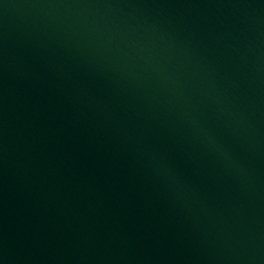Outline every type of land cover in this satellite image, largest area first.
Returning a JSON list of instances; mask_svg holds the SVG:
<instances>
[{"label":"water","instance_id":"95a60500","mask_svg":"<svg viewBox=\"0 0 264 264\" xmlns=\"http://www.w3.org/2000/svg\"><path fill=\"white\" fill-rule=\"evenodd\" d=\"M193 264H264V0H74Z\"/></svg>","mask_w":264,"mask_h":264}]
</instances>
